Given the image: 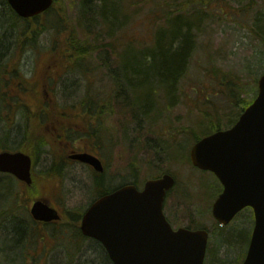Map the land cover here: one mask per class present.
<instances>
[{"label":"rangeland","instance_id":"374dc122","mask_svg":"<svg viewBox=\"0 0 264 264\" xmlns=\"http://www.w3.org/2000/svg\"><path fill=\"white\" fill-rule=\"evenodd\" d=\"M119 1L121 6L116 11ZM159 1L109 0L102 18L97 8L102 0H58L48 13L32 23V26L42 25L38 27L39 36L35 42L27 44L23 52L13 54L15 36L10 34L7 40L11 41V46L0 56V65L4 67L16 56L14 61L21 64L19 72L28 81L22 80L20 87L13 84V97L21 105L32 106L34 114L42 99L49 102L58 112L55 113V116L58 114L55 123L58 128L64 123H76L83 113H103L105 121L98 134L97 129H92V136L85 129L82 132L76 127L70 129L71 138L79 143L82 140L101 143L97 139L103 132V156L108 164L110 185L119 186L123 178L133 180L136 168L141 186L147 179L169 171L177 180L165 208L172 226L210 232L205 264H242L254 226L253 212L246 209L228 226L221 227L211 211L222 186L212 173L194 169L189 154L194 144L191 134L204 136L214 128L215 122L221 129L231 127L247 108V103L257 95L258 81L264 73V0H174L173 13H169V6L165 8ZM5 12L4 0H0V14L5 15ZM171 15L172 18L183 15L181 21L191 20L189 27L194 37L193 56L182 80L170 91L169 85L154 81L149 82L143 92L142 82L135 83L132 78L113 89L104 78L105 61H110L113 69L118 62L121 67L127 51L135 61H143L160 32L171 30L172 24L166 19ZM109 17L113 20L107 24ZM56 27L62 32L73 30L79 43L97 48L83 58L82 69L67 70L61 62L66 60L62 59L54 62L61 67L57 74H50L48 65L55 61L54 48L65 44L69 36L68 33L57 34ZM59 52L63 56L67 54L64 50ZM5 93V87H0V98ZM94 96L121 98L104 106L84 100ZM23 114L22 106L0 100V152L18 148L24 135ZM55 126L47 125L48 132L54 131ZM168 138L170 153H166ZM153 140L158 145L156 151L146 146ZM62 147L55 144L54 148H48L46 155L34 157L36 184L41 183L48 169L45 160H60ZM70 171L75 181L71 182L68 175L63 189L47 184L39 187L41 195L63 215L82 213L92 197L86 170L71 166L66 169L67 173ZM0 179L6 183L2 191L0 184V195L3 190L10 188L12 191L14 187L27 192L24 184L11 176L0 175ZM36 184L31 191L33 194L27 192L20 205L28 207V212L23 209L18 212L22 221L33 228L27 233V239L20 241L21 245L17 239L8 242L13 235L11 227H15L11 224L13 198L6 203L0 197V264H87L91 261L98 264L92 252L94 244H77L74 230H67L69 219L64 218L57 226L58 229L64 227L58 235L54 234L53 227L28 222L31 204L38 197ZM19 225L16 227L22 228ZM19 236L24 237L25 232Z\"/></svg>","mask_w":264,"mask_h":264},{"label":"water","instance_id":"95a60500","mask_svg":"<svg viewBox=\"0 0 264 264\" xmlns=\"http://www.w3.org/2000/svg\"><path fill=\"white\" fill-rule=\"evenodd\" d=\"M23 19L47 11L53 0H8ZM258 96L229 130L197 142L191 149L194 167L210 171L223 185L212 215L229 225L244 209L255 214V227L243 264H264V75ZM75 159L101 171V163L90 155ZM32 159L22 152L0 153V173L32 184ZM171 175L150 180L143 191L126 186L95 202L83 217L84 236L100 242L113 264H205L209 233L179 228L168 223L163 209L167 193L174 187ZM30 213L36 222L60 220L59 212L44 200L35 201Z\"/></svg>","mask_w":264,"mask_h":264},{"label":"trees","instance_id":"16d2710c","mask_svg":"<svg viewBox=\"0 0 264 264\" xmlns=\"http://www.w3.org/2000/svg\"><path fill=\"white\" fill-rule=\"evenodd\" d=\"M108 1L109 0H102V5L97 7L100 10L102 18L104 16ZM4 3L6 6L5 15L3 13L0 14V56L5 55V52L9 51V47L11 46V41L10 43H8L6 35L12 34L15 36L14 45L16 48L14 49L15 51H13V54L15 52L17 53V51L23 52V48L26 47L27 44L36 41L39 36L38 27L42 26L39 23H35V25L32 26V23H34L35 21L37 22L40 17L34 18L29 21L22 20L12 11V9L7 3V0H4ZM159 3H161V5L165 8L169 6V13H173L171 9L172 4L175 3L174 0H160ZM118 6H121L120 1L115 6L116 11ZM172 16L173 15H171L170 18H166L168 19V24H172L171 30H168V32H160L161 34L157 38L156 44L153 47L149 48L148 53L144 54L143 61L137 62V60H134V56H129V54H127L123 58L122 66H124L125 79H135V83L137 81H141L143 84V86H141V90H143V92L145 90V87L149 85V82L154 83V81L164 83L167 86L169 85L170 91L171 88H174V86L182 80L186 71H188V63L191 60L194 51V37L189 27L191 26V20L187 19L181 21L180 18L183 15L178 16L177 18H172ZM112 20V17H109L110 22H108L107 24L112 23ZM113 23L115 24V22ZM56 30L57 34L68 33L69 36L68 38H66L65 44H63L62 46L57 45L54 48L53 57L55 61H52L51 64L48 65V68L50 69V74H57L58 70L61 67L59 64L56 65V63L54 62H58L62 59L66 60H62L61 62L63 65H66L67 70L82 69V66L84 65L83 58L88 56V54H92L93 49L97 48H91L90 46H84L79 43V40L75 36L73 30H64L62 32V30H60L58 27H56ZM155 47H157V49L153 51L152 49ZM61 50L67 51V54L63 56L59 52ZM55 52H57V55L55 54ZM15 57L13 59H15ZM20 67L21 64L18 61L14 63V70L9 69L10 71L7 69L6 65H4V67L3 65H0V87L4 86L6 90H10V87L14 83L15 77H21V74L19 72ZM5 99L6 96L4 94L3 96H1L0 100L5 101ZM241 101L246 103L244 100ZM48 103L49 102H45L44 104L40 105V108L35 109V113L37 115L34 114L33 111H31L32 106L31 108H29L24 104H19L24 108V115L28 116H25L23 139L21 140L18 148L14 149L15 151H22L33 158H37L41 153L45 152V148L47 146V138L49 137V128H47V125H49L50 128H53L54 124L58 122V119L55 116V113L58 112L52 108L51 104ZM249 104L250 103H247V106H249ZM144 106L145 103H143L142 107ZM142 109L145 110L144 108ZM31 115H33V117H31ZM213 125L214 128L211 129L213 132L221 130L220 125L216 122ZM200 138L201 137H199L195 133L191 134V140L193 143L197 142ZM2 149H5V147ZM0 184L2 185V191V189L6 186V183H4L2 179H0ZM16 184L17 183L15 182L14 185L17 186ZM35 184L36 181L34 182L32 187H29V189L26 190L27 192H29V194H33V192L31 191L33 190ZM27 192H25L24 190L20 191L18 187H14L12 191L10 188L7 191L6 189L3 190V193L0 195L1 199L3 201L5 200L6 203H9V198H13V202L11 203V205H13V221L16 223V225L18 223L20 225H23L24 222V224L29 226V223H27L26 221H22V217H19L18 215V212L21 209H23L25 212H28V207H20V205H22L23 199H25L26 195L28 194ZM38 196L43 197L41 194H38ZM5 205L3 207H5ZM71 217L73 220L72 222L74 223L73 230L76 235L77 244L87 243L88 240L81 235L79 229V216H77V214L71 213ZM28 222L30 221L28 220ZM21 232H24V229H22L21 227H16L15 233H13L18 236V241H21L22 239H27V231L24 237L19 236ZM92 244H94L92 252L96 257L95 260H97V263L112 264L109 257L106 256L104 249L99 247L97 243ZM87 264H94V262L91 261Z\"/></svg>","mask_w":264,"mask_h":264},{"label":"flooded vegetation","instance_id":"af4514ba","mask_svg":"<svg viewBox=\"0 0 264 264\" xmlns=\"http://www.w3.org/2000/svg\"><path fill=\"white\" fill-rule=\"evenodd\" d=\"M106 77L109 79H112L113 76H111V74L109 73V71H107L106 73ZM125 81V79L123 80H119L118 83V87H121V84ZM16 84L18 87H20L22 85V81H16ZM114 88V87H113ZM11 96H8L7 100L9 101V99H11ZM121 97H115V96H106V97H88L85 98L84 100L89 101V102H94V103H99V104H109L111 103V101H115L116 99H119ZM104 114L103 113H99V112H95V113H83L81 116V119H79V121H77L76 123L73 122H68V123H64V125H62L61 127H55L54 131L51 132L49 134V137L47 138V148H54L55 144L63 146L62 150H60L61 152V158L60 160L54 159H50V160H45L46 164H47V170L43 173L42 176V180L41 183L36 184V186L39 188L40 185L44 186L45 184L47 185H51L52 187H57L58 190L63 189V187L65 186V182L67 180V177L69 175V178L71 180V182H74L75 179L73 177L70 176V172H66V169H69L71 166L72 167H80L83 170H86V173H88L89 176V181H90V185H91V190L90 193L92 194L91 200H90V204L88 205V207L86 208V210H84L82 213L77 212L74 214H77V216H79V227H81L82 225V221H83V217L85 215V213L88 211V209L99 199H101L102 197H105L107 195H110L111 193L127 186V185H134L136 188H138L139 190H142L141 185L139 183V181L137 179L138 178V170L137 168L136 170V177L135 175L132 177L133 180L130 181H126L125 178H123V181L121 183H119L117 187L113 188L110 185V177L108 175V164L105 161V157L103 156V148L105 146V142L102 140V135L103 132L98 135V139L97 141L101 143L98 144H92L91 142H85L82 140V143H79L78 141H74L71 136H72V131L70 128H74L76 127L77 130L79 132H82L85 129V132L87 131L88 135H94V131L92 129H97V134L99 132V128L102 127L105 119H104ZM69 118V117H68ZM88 119H91L90 122H88ZM68 121V120H67ZM57 132V133H56ZM169 132V130H168ZM81 134V133H79ZM90 137V136H89ZM89 137H85L88 138ZM146 146L149 147L150 150L156 151L158 148V145L155 143V141L153 140L152 142H147ZM166 147H167V151H169V138L168 141H166ZM48 152V149L43 153V155H46V153ZM90 155L92 157H95L96 159H98L101 163V168L102 170L99 171L97 170L94 166L81 162L77 159H75L76 156L79 155ZM145 153H141V155H143ZM146 155V154H145ZM35 166V162L33 164V168ZM166 174H169V171H162V173L160 175L157 176H153L149 179H147L144 184L149 181V180H153V179H158L159 177H162ZM34 176V174H33ZM32 176V184L29 185V187H32L35 179ZM28 187V186H27ZM35 187V186H34ZM37 193L40 194V188L37 190ZM37 194V195H38ZM167 202V201H166ZM166 202H165V207L166 208ZM71 213L72 212H67L66 216L69 219L68 224L66 225L67 230H72L74 223L72 222V217H71ZM167 216V215H166ZM168 219V217H167ZM169 221V219H168ZM55 225L53 224H42L40 226L43 227H48V226H52ZM92 240V239H90ZM93 243H97L99 245V247H102V245L100 243H98L95 240H92ZM251 242V240H250ZM250 242H249V246H250ZM248 246V249H249ZM105 251V250H104ZM106 256L107 253L105 252Z\"/></svg>","mask_w":264,"mask_h":264},{"label":"bare ground","instance_id":"6f19581e","mask_svg":"<svg viewBox=\"0 0 264 264\" xmlns=\"http://www.w3.org/2000/svg\"><path fill=\"white\" fill-rule=\"evenodd\" d=\"M8 1V0H7ZM58 1V0H57ZM56 0H53V4H52V6L47 10V11H45V12H43L42 14H40V15H38V17H41V16H43L44 14H46V13H48L52 8H53V6L55 5V3L57 2ZM10 6V5H9ZM11 7V6H10ZM12 8V7H11ZM7 36V38L8 39H10L11 38V36L10 35H6ZM8 43H10V41H8ZM120 46V45H119ZM119 52H120V50H118ZM115 52H117L116 50H115ZM117 54V53H116ZM128 54V51H127V53L123 56V57H125L126 55ZM120 57V56H119ZM112 62H114V61H111V63ZM110 61L108 62V61H105V65H104V69H105V74H104V78L106 79V80H108L109 81V83H110V85L111 86H113L114 87V89L115 88H120V87H118V83H119V80H123V79H125V71H124V66H122V61H121V67H120V62H118L117 63V65H116V67L117 68H114L113 69V66H111L110 64ZM95 69L96 68H93V70L92 71H95ZM5 70V69H4ZM7 71V70H6ZM107 71H109V73L111 74V76H113L112 77V79H109V78H107L106 77V73H107ZM43 102H45L44 101V99H42V103H41V105L43 104ZM40 107V106H39ZM215 134V132H213L212 130L208 133V134H205L204 136L202 135V136H199V137H201L197 142H199V141H201V140H203V139H205V138H208V137H210V136H212V135H214ZM166 153H170L169 151H167ZM176 155H177V153H176ZM219 183L221 184V182L219 181ZM222 185V184H221ZM13 226H17L16 225V223L13 221L12 223H11ZM19 224V223H18ZM24 225V226H23ZM23 225H19V226H22V228L24 229V232L26 233V231H27V233L29 232V230L31 231V230H33V228H32V226H31V224H29V226L28 225H26V224H24V222H23ZM15 227H14V229L11 227V231H12V233H15ZM10 240L8 241V242H11V241H13V240H15V239H18V236H16V235H11L10 236ZM18 241V240H17ZM20 241V240H19ZM18 241V245H21V244H19L20 242Z\"/></svg>","mask_w":264,"mask_h":264}]
</instances>
